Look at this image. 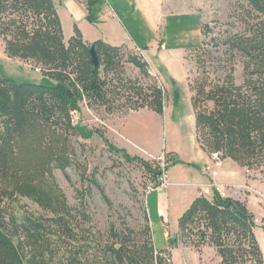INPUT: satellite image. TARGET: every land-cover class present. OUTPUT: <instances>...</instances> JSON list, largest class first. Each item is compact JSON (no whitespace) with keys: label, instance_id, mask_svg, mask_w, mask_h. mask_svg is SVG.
<instances>
[{"label":"trees","instance_id":"1","mask_svg":"<svg viewBox=\"0 0 264 264\" xmlns=\"http://www.w3.org/2000/svg\"><path fill=\"white\" fill-rule=\"evenodd\" d=\"M241 1L243 29H227L192 51L196 138L204 151L264 172V0ZM84 2L88 20L98 22L96 8L104 0ZM201 31L206 36L209 24ZM0 38L8 57L31 62L42 74L36 82L0 78V264H174L171 250L155 245L148 207L136 225L99 227L86 192L78 190L79 203L71 205L55 175L76 166L83 183L102 190L77 156V144L86 147L79 138L90 134L75 122L82 102L109 114L147 108L163 115L168 92L154 79L144 82L153 78L146 58L127 45L89 43L78 26L65 40L55 0H0ZM239 61L242 83L235 76ZM127 63L142 78L128 76ZM173 154H166V163ZM123 155L139 163L155 188L161 185L159 159ZM23 198L41 211L26 208ZM255 229L243 201L215 190L211 199L201 194L192 201L169 242L198 250L211 245L221 264H264Z\"/></svg>","mask_w":264,"mask_h":264},{"label":"rangeland","instance_id":"2","mask_svg":"<svg viewBox=\"0 0 264 264\" xmlns=\"http://www.w3.org/2000/svg\"><path fill=\"white\" fill-rule=\"evenodd\" d=\"M73 2L74 4H72ZM110 2L118 5L120 18L127 26L129 35L135 38L137 44L140 46L154 44L153 49L145 52L146 55L142 51L143 49L138 47L132 48L131 51L137 55L144 54L147 61L149 59L151 62L149 63L150 73L153 78L144 79V82L151 83L156 80L167 90L168 98L164 113L159 115L140 109L136 113L132 110L133 112L118 111L109 114L104 108L90 107L86 101L82 102L81 113L76 114L75 122L84 126L90 131V134L87 138H79V141L85 143L86 147L83 151L77 144V156L81 163L88 167V172L95 175L103 192L90 180L83 183L76 166L68 167L65 170L56 169L57 180L71 205L79 203L78 190L86 192L89 211L93 215L95 224L99 227L105 228L111 222L121 224L123 221L136 225L135 223L142 219V208L147 209V206L148 208L150 206L149 215L153 226L155 245L160 249L171 250L174 264H221V257L215 247L211 245H204L199 250L193 246L182 244V242H179L177 247L170 246L169 235L174 236L178 232V217H167L164 222L154 201L159 192L150 196L146 195V187L153 182L151 176L138 162H129L123 153L153 160L155 158H146H151L148 154L138 155L142 154L140 146L155 152L162 150L156 159L161 161V167L164 168L166 176L168 164L172 163L175 156H172L166 163L165 155L169 152L164 149L174 150L177 152V159L182 163L184 170L191 171V174L195 176L200 175L203 169L201 164L196 163L197 169L193 166L195 170H192L188 164V162H197V157L200 155L192 104L194 92L190 88V81H193L197 72L192 51L204 39L209 42L212 37L222 34L227 29L233 31L243 29V23L239 20L242 15L240 8L242 1L152 0L149 20L142 15L148 14L147 7L150 0H137L136 2L134 0H110ZM132 2L139 12L134 10ZM102 6L103 4L97 5V16L100 14ZM66 8L74 9V17L75 15L79 16L78 11L82 10L85 14L82 13L79 21L88 22V20L86 9L80 0H63L59 14H61L60 17L65 26V39L68 40L72 33V25L70 23L71 16L66 13ZM88 23L91 28L85 30L87 33L100 34L98 27H93L92 22ZM204 23H208L210 27L206 36H203L201 31ZM1 40L0 38V76L14 77L19 81H40L42 74L37 70L38 67L36 68L31 62L8 58ZM161 41L164 46L158 51L159 46H156L155 43ZM186 52L189 53L187 61ZM126 72L132 78H142L140 70L133 64H126ZM188 73H190L189 77ZM243 73V63L239 61L235 73L238 83L243 82ZM123 123L122 136L120 132ZM230 161L228 162L237 165L233 166L237 171L235 175L237 179L235 182H230L229 185H221V190L218 193L223 192L225 196L243 201L254 214L255 232L264 254V172L257 168L249 169ZM194 171L196 172L194 173ZM168 189L172 188L166 186L161 191ZM21 200L22 204L31 211H41L29 199Z\"/></svg>","mask_w":264,"mask_h":264},{"label":"crops","instance_id":"3","mask_svg":"<svg viewBox=\"0 0 264 264\" xmlns=\"http://www.w3.org/2000/svg\"><path fill=\"white\" fill-rule=\"evenodd\" d=\"M62 1L63 0H55L58 13H60V6L62 5ZM80 1L82 2V4L84 5V8L86 9V17H87L88 11H87V7L85 5V2H84V0H80ZM136 1L137 0H134V2H136ZM72 4H74V2ZM72 4H71V6H72ZM102 4H103V6L101 9V12L98 15V17H99L98 22H92L91 23L87 18L88 22H90L93 25V27H98V31H100V34L96 33V35L87 33L85 31V30L91 28L90 24L87 21H84V20L79 21L82 13L85 14V12H83L82 10L78 11L79 16L75 15V17H74V14H75L74 9H72V8H66L65 9L68 16H71L70 17V23L72 25V33L70 34V37L74 34L75 26H78V28L81 30V32L83 34L84 39L86 41H88L89 43H93L97 40H104L105 42L110 43L112 45H118V46L127 45L131 49L138 47L140 49H143L142 51L144 52V54L146 51H148V50L150 51L151 49L154 48L153 43L151 44V46H140L139 44L136 43L135 38L132 37V35H129L127 26L124 24V22L120 18V13L118 11L119 7L117 4H112L110 2V0H104V2ZM77 6H79V5L77 4ZM133 6H134L133 7L134 10L138 11V9L136 8L134 3H133ZM151 7H152V0H150V3L147 7L148 14L142 15L147 20H149V15L151 13ZM60 15L61 14H59V16ZM61 21H62L64 35H65L66 31H65L64 22H63V20H61ZM70 37L68 38V40L70 39ZM1 42H2L1 44H3L2 40H1ZM155 45L159 46L158 51H160L163 48L164 43H163V41L156 42ZM2 47L4 49V44ZM187 52L185 55L186 61H187V54H189ZM144 54H143V56L146 55V54L145 55ZM145 58H146V56H145ZM10 59H13V58H10ZM17 60H19V59H17ZM148 62L151 63L149 61V59H148ZM187 76L189 77L190 73H188ZM143 110L148 111V112L149 111L154 112V111L149 110L147 108H145ZM135 113H136V111H135ZM123 126H124V123L122 124V131L120 132V135H122V136H123ZM195 131H196V128H195ZM122 138H120V139H122ZM120 139H118L119 142H120ZM198 146L200 147V151H199L200 155H198V157H197V159H198L197 162H188V164L190 165L192 170L194 169L193 166H195V168L197 169L196 163L202 165V167H203L202 172H200V175H197V176H195L194 174H191L192 173L191 171H186L182 168V163L177 159V157H178L177 152H175L174 150L164 149L166 152H173L174 153L173 155L175 156V158L178 161L177 162L172 161V163L168 164V168L166 171L167 183L165 185H160L158 188L154 189L153 191H151L148 194V196H150L151 194L159 192V195H157L155 197L154 201L157 205V209L159 211L158 213H160V216L162 217L164 222H166L167 217H170V216H176V217H178V220H179L180 216L190 206L192 201L197 196L204 194L205 196H207L208 198L211 199L214 196V190H216L215 186H220V190H221V187H222L221 185H223V186L229 185L230 182H232V181L235 182V180L237 179L235 177L237 171L234 168L237 165L234 163H233L234 165L232 163H229L228 161L231 160L230 158L221 160L222 158H221V156H219L220 162H219V165H217L215 163L213 154H210V153L204 151L201 148L199 142H198ZM124 148H126V147L124 146ZM140 151L142 152L143 155L138 154V153H136V154L141 155V156H144V154L145 155L148 154L149 156H151V158L146 157L148 159H153V158L156 159L159 157L160 153L162 152V150H160L159 152H155L154 150L147 149V148H144L142 146H140ZM231 161H233V160H231ZM209 164L215 165L214 168L218 169V175L217 176H213L210 171L206 170V165H209ZM224 166H225V169H224ZM220 167H221V170H220ZM195 172L196 171H194V173ZM222 173H224V174L222 175ZM189 183L192 185H188ZM166 186L171 187L172 189L164 190L162 192L161 189L165 188ZM149 209H150V206L148 208V212H149Z\"/></svg>","mask_w":264,"mask_h":264},{"label":"built area","instance_id":"4","mask_svg":"<svg viewBox=\"0 0 264 264\" xmlns=\"http://www.w3.org/2000/svg\"><path fill=\"white\" fill-rule=\"evenodd\" d=\"M37 70L40 71V68H37ZM213 157H214L215 163L217 165H219V162H220L219 153H213ZM214 167H215V165H213V164L206 165V170L210 171L213 176H217L218 175V169H215ZM160 181H161V185H165L167 183V178H166L165 174L162 175ZM215 189L217 191H219L220 186H215ZM221 194H222V196H225V194L223 192Z\"/></svg>","mask_w":264,"mask_h":264},{"label":"water","instance_id":"5","mask_svg":"<svg viewBox=\"0 0 264 264\" xmlns=\"http://www.w3.org/2000/svg\"><path fill=\"white\" fill-rule=\"evenodd\" d=\"M90 52H91V55H92V61H93L94 65L98 66L99 59H98V56H97V53H96V50H95L94 46H91ZM0 78H1V76H0Z\"/></svg>","mask_w":264,"mask_h":264},{"label":"bare ground","instance_id":"6","mask_svg":"<svg viewBox=\"0 0 264 264\" xmlns=\"http://www.w3.org/2000/svg\"><path fill=\"white\" fill-rule=\"evenodd\" d=\"M159 187V186H158ZM157 187V188H158ZM146 195H148L151 191H153L154 189H156L152 184L151 185H148L147 187H146Z\"/></svg>","mask_w":264,"mask_h":264}]
</instances>
